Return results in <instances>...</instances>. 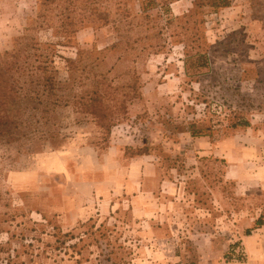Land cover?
Wrapping results in <instances>:
<instances>
[{
    "label": "rangeland",
    "instance_id": "374dc122",
    "mask_svg": "<svg viewBox=\"0 0 264 264\" xmlns=\"http://www.w3.org/2000/svg\"><path fill=\"white\" fill-rule=\"evenodd\" d=\"M43 1L0 0L23 88L0 140V264H263L264 0H79L71 36ZM26 46L55 93L12 57ZM103 77L127 100L108 135L78 105Z\"/></svg>",
    "mask_w": 264,
    "mask_h": 264
},
{
    "label": "trees",
    "instance_id": "16d2710c",
    "mask_svg": "<svg viewBox=\"0 0 264 264\" xmlns=\"http://www.w3.org/2000/svg\"><path fill=\"white\" fill-rule=\"evenodd\" d=\"M76 1L79 0H44L42 4L48 7V25L52 22H58L62 33L66 36H71L76 33V25H78L79 20L76 22V17L74 16L75 9L71 11L72 13H68L71 5H75L76 8ZM51 4H54L57 8H64L63 11L65 12H53L51 10ZM95 6V0H86L83 1L81 6H79V9L82 8L81 10L84 11L81 14L89 12L92 16H98L100 14H98L99 11L97 12L96 8H94ZM107 16L108 14L103 18L105 19V24L108 23ZM45 18H47V16H45ZM26 47L27 48L22 47L18 49L12 57L14 59L21 58L29 65V67L26 68L27 75L38 78V81H41L42 86L45 87L44 92H48V95L50 93H55L54 90L57 87L54 83L55 79L53 70L50 69L47 62L40 60L42 58L36 54L37 47ZM31 50L34 51V53H32ZM203 57L204 56H201L200 60H198L200 62V67H205L207 65V63L204 64L202 62ZM31 58H35L32 64L28 62ZM0 62V140L10 144L16 140L13 127L17 123L18 116L21 115V112L18 111L17 108V100L20 98L19 96L21 95L23 88L19 85V81L13 73L15 72V66H17V64L14 66V64L5 62V60H1ZM68 62L74 64L75 60H69ZM93 83L94 89L89 98H87L86 101L78 103L80 107L79 111L90 116L103 133L108 135L120 119L126 115L127 100L121 101L118 99L116 89L113 88L112 84L109 83L105 77L98 78L97 80H94ZM250 126L251 123L241 116L236 117L235 121L231 124V128L233 129L248 128ZM190 132L194 137L199 136L200 134L201 136L203 135L199 129H196V127H192ZM134 154L135 156H143L148 155L149 153L148 149L144 148L134 151ZM261 226V221H258L256 228H260Z\"/></svg>",
    "mask_w": 264,
    "mask_h": 264
},
{
    "label": "built area",
    "instance_id": "2783aa9c",
    "mask_svg": "<svg viewBox=\"0 0 264 264\" xmlns=\"http://www.w3.org/2000/svg\"><path fill=\"white\" fill-rule=\"evenodd\" d=\"M264 264V263H263Z\"/></svg>",
    "mask_w": 264,
    "mask_h": 264
}]
</instances>
